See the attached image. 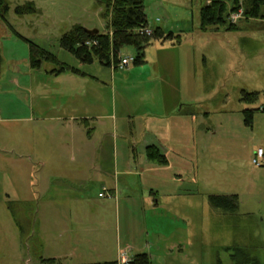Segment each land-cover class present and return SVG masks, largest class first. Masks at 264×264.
Here are the masks:
<instances>
[{
  "label": "rangeland",
  "instance_id": "1",
  "mask_svg": "<svg viewBox=\"0 0 264 264\" xmlns=\"http://www.w3.org/2000/svg\"><path fill=\"white\" fill-rule=\"evenodd\" d=\"M5 1L8 10L0 16V264L120 262L142 252L153 264H234L231 252L221 248L231 242L232 232L220 227V221L214 223L207 200L211 194L238 196L241 241L251 233L260 236L257 231L264 236V169L251 163L257 149L264 152V113H254L251 127L244 126L242 113L264 100L261 20L238 18L237 30L201 32L202 0H144L148 28L179 35L180 43L152 41L145 64L114 69L113 63L82 65L59 45L61 35L76 25L106 31L109 19L102 18L95 0ZM27 2L37 12L18 15L15 8ZM23 38L84 75L55 77L49 63L32 69ZM160 45L173 49H156ZM134 55L131 46H124L119 59ZM162 58L164 66L155 67L152 61ZM155 68L161 80L152 82L146 77ZM67 76H74L69 77L74 88L64 82ZM241 87L260 92L258 100L240 103ZM149 88L150 96L143 95ZM174 103V114L191 106L194 116L170 122L191 121L195 128L189 134L172 129L169 144L174 151L165 165L144 163L131 176L116 174L118 182L113 183L114 138L119 145L128 136L130 142L122 143L127 150L131 139L153 136L157 130H143L141 118L168 114ZM73 111H83L87 123L68 121ZM123 111H129L126 119ZM91 137L103 140L101 172L69 160L80 142ZM121 162L118 158V167ZM131 163L135 171L137 163ZM113 188L115 194L107 197ZM178 190L190 193V204L152 209L143 201ZM8 206L23 227L22 235ZM128 239L130 252L123 244ZM257 258L264 264V251Z\"/></svg>",
  "mask_w": 264,
  "mask_h": 264
},
{
  "label": "trees",
  "instance_id": "2",
  "mask_svg": "<svg viewBox=\"0 0 264 264\" xmlns=\"http://www.w3.org/2000/svg\"><path fill=\"white\" fill-rule=\"evenodd\" d=\"M102 7L101 16L108 20L106 31L88 33L81 26H73L71 30L61 35L59 45L61 48L71 53L82 64L87 65L96 61L104 67L114 65L119 61V52L124 46H131L134 49L133 64L144 63L145 49L151 45L152 41L174 40L175 44L180 43V36H174L172 32L165 34L161 28L150 29V34L141 32L148 27L147 18L144 13V0H95ZM199 8L198 29L201 32L219 30H237L236 19H259L264 20V0H202ZM8 10V3L0 0V16L3 17ZM15 12L18 15L35 14L36 8L32 2H27L17 6ZM238 14L233 20L232 16ZM20 37V36H19ZM21 38V37H20ZM29 45V65L32 69H40L43 63L54 66L49 72L52 75L71 73L77 76L84 75L80 70L70 67L56 59L50 52L40 46L24 39ZM257 92H240V101L252 103L257 99ZM257 109H244L243 122L250 124L253 112ZM146 160L152 164L162 166L167 163L166 157L155 146L145 148ZM208 204L223 211L233 212L237 208L236 195H209ZM9 210L18 230L23 233V227L16 220L13 210ZM231 252V259L234 264H258L255 257L238 246L227 248ZM82 264H117L116 261H103ZM127 264H153L147 253H137L132 256ZM216 264H221L220 260Z\"/></svg>",
  "mask_w": 264,
  "mask_h": 264
},
{
  "label": "crops",
  "instance_id": "3",
  "mask_svg": "<svg viewBox=\"0 0 264 264\" xmlns=\"http://www.w3.org/2000/svg\"><path fill=\"white\" fill-rule=\"evenodd\" d=\"M261 21L264 23V20H261ZM220 31H224V30H219V31H217V33ZM211 32H213V31H211ZM222 46H224V44ZM168 47H169L168 45H160V46H156V49H166L165 51H168V52L172 51L173 48H168ZM165 59L168 62L170 61L168 57H166ZM152 62L155 64V67H156V64L160 65V63H162V64L164 63L163 58L161 60L155 59ZM145 63H146V61H145V52H144V63L143 64H145ZM140 65H142V64H140ZM163 66H164V64H163ZM133 71H134V68H130L128 73H132ZM259 74H260V68L258 70V75ZM60 75H63V73L59 74V75H53V76L60 77ZM69 77H74V76H67L66 78H64L65 79L64 82L66 84L73 86V88H74V80H73V78H69ZM76 77H77V79H79V76H76ZM127 77L128 76L126 75L123 78H127ZM146 78L151 79L152 82H156V81L161 80L160 76L158 75V72L156 71V68L154 69V71H151L150 74ZM137 82L139 84L140 81H137ZM77 83H79V82L77 81ZM242 90H244L246 92H257L258 96H257V99L254 101V103L258 100L260 92H258L256 90L247 91L241 87L238 90V98H237L240 103L247 104L246 102L240 101V92ZM150 94H151V88H149L147 91L143 92V95L150 96ZM262 102H263V104H260V106H258V107L244 108V109H255V110L257 109V111H255V112L264 113V100ZM248 104H250V103H248ZM171 108H173V109H171ZM174 108H175V103L173 106L171 105L170 111H169L170 113H168V114L157 115L155 113H149V114H146L145 117L143 116L141 118L142 119L141 125L143 127V130L148 131L150 129H153V130L155 129V130H157V133L153 132V136L147 137L146 139H143L140 142L138 140H135L134 138L131 139L132 140V142H131L132 147L130 149L127 148V150H123V144H122V143L128 144V142H130V140L128 139L129 138L128 136L121 137L122 142L119 143V145L116 144V141L118 140V138L117 137L114 138L115 142H114L113 147H112L113 148V153H112L113 159H112L111 167H110V170L113 174V183L118 182L116 179V174H119L121 176H131L134 173L139 172V170H143L140 165H143L144 163H146L147 165H152V163H150L148 161L146 162V159H145L144 151H145V148L147 146L157 147L159 149V151L165 157L168 155L169 152H173L174 148L171 146V144H169V141H170L169 139L171 137L172 129L176 128L180 131L181 130L184 131L187 129V133L189 134L191 127L195 128V126H193V122H191V121L181 122V123L170 122V119H174L175 117L192 119L191 117L194 116V113H193L194 111H192L191 106L186 107L185 112H183L182 108L180 107L177 114H174V113H176L174 111L175 110ZM128 112L129 111H123L122 112V116L124 119H126V117H128V115H127ZM255 112H253V115ZM253 115H252V120H253ZM89 117H90V115H89ZM97 117L99 118V116H96L94 118H97ZM66 119L68 121H73V122L77 121V120H84L85 121L84 123L85 124L87 123V118L84 115L83 111L80 113H79V111H73L72 115H69ZM113 120H115V116L113 117ZM131 126L134 127L135 125L131 123ZM244 126L245 127H251L252 121L250 124L244 123ZM209 128L210 127L207 128V131ZM130 132H129V134L131 135L132 131H130ZM156 134L159 135V136L157 135L158 138H156ZM213 134H215L214 131L211 132V136ZM102 141L103 140H101V139L93 140L92 137L90 139H88L87 141L82 140L79 144V148L77 149V153L71 154L69 157V160L72 162L79 161L81 163L87 164V166H92L94 169L101 172L102 169H100V167L98 166V162H100L101 155H102V154H100L101 145L103 144ZM136 145H138L137 148L134 147ZM118 158H120V160L123 161V162H121V167H118V163H117ZM246 159H247V161L250 162V156H248ZM131 162L137 163V164H135V167H136L135 171L133 169V165ZM118 168H120V170ZM148 168L150 170L153 169L151 166H149ZM262 169H264V166ZM254 170H255V173H258V170H256V169H254ZM110 193L115 194V189L114 188L110 189ZM188 194H190V193L178 190L176 192L170 193V195H166V197H164V196L161 197L160 195L159 196L149 195L148 197H143V201H144L145 206L147 208L156 209V208H161L163 206H166L167 208L174 209V208L178 207L180 204H184V203L186 204V202H189V204H190L191 195L188 196ZM211 195H236V194L232 193V194H211ZM187 197H188V200H187ZM209 207L211 208V211H210L211 216L213 218H215L214 223L216 224L217 221H220V223H221V224H219L220 227H223V226H225L226 228L228 227L231 229V232H232L233 237L231 239V242L228 245L227 244L221 245V248L228 251L227 248H229L231 246L241 247V248L245 249L249 253L250 256L255 257L258 261V264H263L257 258V252L258 251H264V236L262 237V234L257 231V234L260 236H257L256 234L251 233L250 235L246 236L244 241H241V239H240L241 232L239 231V229L237 227L238 226L237 220H239V215L242 214L241 213L242 210L240 209V206L238 204V196H237V208L233 212L214 209L210 205H209ZM180 218L184 220L186 225H187V223L190 224L189 218L185 214H182L181 212H180ZM263 222H264V218H263ZM116 238H117L116 243L118 245L120 243L119 236H117ZM241 238H243V237H241ZM123 244H124V248L127 249L129 252H130V250H132L133 247H132V244L130 243L129 239H128V241H124ZM131 258L127 257V259H125L123 257L124 260H130ZM116 262H118V261H116ZM121 262L122 261L120 259V262H118V263H121Z\"/></svg>",
  "mask_w": 264,
  "mask_h": 264
},
{
  "label": "built area",
  "instance_id": "4",
  "mask_svg": "<svg viewBox=\"0 0 264 264\" xmlns=\"http://www.w3.org/2000/svg\"><path fill=\"white\" fill-rule=\"evenodd\" d=\"M238 17V14L233 15L232 19L235 20ZM141 32H144L145 34H150V29L148 27L144 28L141 30ZM133 62V59L130 57L127 58H120L117 64L113 66L114 69H123L127 68L131 63ZM252 165L255 167H263L264 166V152L262 149H257L256 152L254 153L252 159H251ZM104 191H106L104 189ZM101 196V194H99ZM112 194L109 193L107 197H111ZM123 260L120 264H126Z\"/></svg>",
  "mask_w": 264,
  "mask_h": 264
},
{
  "label": "water",
  "instance_id": "5",
  "mask_svg": "<svg viewBox=\"0 0 264 264\" xmlns=\"http://www.w3.org/2000/svg\"><path fill=\"white\" fill-rule=\"evenodd\" d=\"M86 30H87V29H86ZM87 31H88V33H92V32H93V33H96L97 30H96V29H92V30H87Z\"/></svg>",
  "mask_w": 264,
  "mask_h": 264
}]
</instances>
